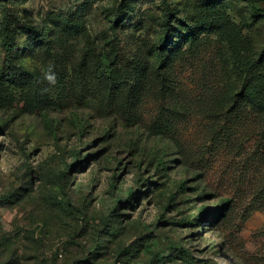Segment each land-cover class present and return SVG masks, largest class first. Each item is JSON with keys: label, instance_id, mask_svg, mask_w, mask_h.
<instances>
[{"label": "rangeland", "instance_id": "obj_1", "mask_svg": "<svg viewBox=\"0 0 264 264\" xmlns=\"http://www.w3.org/2000/svg\"><path fill=\"white\" fill-rule=\"evenodd\" d=\"M263 49L264 0H0V264H264Z\"/></svg>", "mask_w": 264, "mask_h": 264}, {"label": "trees", "instance_id": "obj_2", "mask_svg": "<svg viewBox=\"0 0 264 264\" xmlns=\"http://www.w3.org/2000/svg\"><path fill=\"white\" fill-rule=\"evenodd\" d=\"M255 13V16L260 15L258 11ZM187 32L190 36L195 35L193 27L187 29ZM236 62L240 88L231 109L232 127L239 131L242 139L238 148L245 142H252L243 149L246 152V158L241 160L243 169L249 172L252 168H258L263 175L262 180H258L254 201L264 196V49L251 59H237Z\"/></svg>", "mask_w": 264, "mask_h": 264}, {"label": "clouds", "instance_id": "obj_3", "mask_svg": "<svg viewBox=\"0 0 264 264\" xmlns=\"http://www.w3.org/2000/svg\"><path fill=\"white\" fill-rule=\"evenodd\" d=\"M45 78H46L48 81H50V82H52V83H55V79H56V77H55V74L52 73L51 71H49L48 73L45 74Z\"/></svg>", "mask_w": 264, "mask_h": 264}]
</instances>
